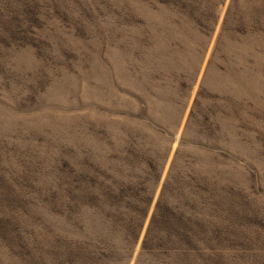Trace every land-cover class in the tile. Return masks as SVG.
<instances>
[{
	"label": "rangeland",
	"instance_id": "374dc122",
	"mask_svg": "<svg viewBox=\"0 0 264 264\" xmlns=\"http://www.w3.org/2000/svg\"><path fill=\"white\" fill-rule=\"evenodd\" d=\"M0 264H264V0H0Z\"/></svg>",
	"mask_w": 264,
	"mask_h": 264
}]
</instances>
